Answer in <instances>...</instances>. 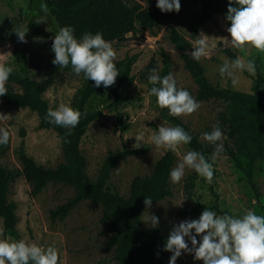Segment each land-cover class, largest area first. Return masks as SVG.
Returning <instances> with one entry per match:
<instances>
[{"label": "rangeland", "instance_id": "rangeland-1", "mask_svg": "<svg viewBox=\"0 0 264 264\" xmlns=\"http://www.w3.org/2000/svg\"><path fill=\"white\" fill-rule=\"evenodd\" d=\"M203 1L180 0L181 9L171 18L161 19L151 29H137L135 33H128L123 40L109 41L116 52L115 61L126 55L136 56L130 69L132 79L123 89L131 97V101L117 108H109L107 103L112 100L110 96L92 99L88 107L100 108L102 114L88 125L80 140V148L86 159V173L91 179H95L108 151L132 149L135 147V137L143 136L142 146L139 147L143 152L118 159L110 171L108 187L123 196L128 195L133 177L149 174L155 162L166 151L151 142L152 135L158 132L159 127H174L160 114L152 100L148 79L153 74L152 69L160 74L167 63L168 74L174 76L177 88L186 89L200 103L197 111L179 118L201 142L208 143L203 138V133H210L214 125L218 124L220 127L218 115L225 109V103L218 99L196 98L197 85L184 68L180 51L169 40L172 27L190 42V52L197 47L198 40L205 41L206 54L199 61L205 76L214 86L250 93L253 77L256 74L264 75V53L251 46L243 50L233 47L227 31L230 25L223 15H212L191 36L189 21L199 14ZM127 2L139 4L142 8L152 7V0ZM42 3L43 0H0V64L13 68L6 83L7 89L11 91H20L16 72L26 70L35 79L51 75L53 82L42 96L49 107L55 110L61 104L70 105L82 84V78L72 70L52 63L55 54L51 45L59 27L50 12L46 23H36L44 15L40 8ZM33 24L42 33L36 31ZM25 26L28 28L27 43L19 42L14 31ZM225 49L234 54V60ZM237 59L245 62L254 60L256 74L251 75L247 70L240 69H234L232 76L220 74L224 63L231 64ZM150 61L152 66L146 70ZM261 89L264 93V83ZM38 123L35 111L28 107H13L0 96V135L4 131L9 135L0 158L4 167L21 168L17 156L20 149L45 168H54L63 161L56 132L39 127ZM223 134V140L217 142L222 145L226 138L224 132ZM2 145L0 144V148ZM215 148L216 145L214 151ZM189 151L193 150L187 144H181L176 151H172L175 160L171 170L183 162ZM213 152L209 154L208 161L213 163V182L207 183L187 166L179 183H172L169 175L171 194L143 210L140 222L144 230L154 229L143 221L148 214L159 218V224L155 228L166 235L179 222L198 219L204 209L212 210L217 215L229 214L236 218H242L249 210L257 215L264 214V161L254 163V189L245 179L244 173L234 167L224 152L213 162ZM73 195V187L62 182H48L41 192L31 195L29 182L22 174L16 176L9 185L7 198L16 205L18 240L44 248L54 246L59 252V264H113V250L107 246L109 235L100 221L99 205L83 199L62 219H51L50 210ZM0 231V239L10 240L3 232L1 218ZM199 239L200 236H197L198 241ZM175 264H203V261L194 259L193 254L182 253Z\"/></svg>", "mask_w": 264, "mask_h": 264}, {"label": "trees", "instance_id": "trees-1", "mask_svg": "<svg viewBox=\"0 0 264 264\" xmlns=\"http://www.w3.org/2000/svg\"><path fill=\"white\" fill-rule=\"evenodd\" d=\"M49 12L56 20L59 29L71 26L77 40L83 34L97 32L106 41L123 40L128 33H135L137 29H151L161 19H169L172 12H161L156 7V0H152V7L142 8L139 4H129L127 0H43ZM229 0H204L199 14L189 21L191 36L199 27L214 14H221L226 19ZM233 6L235 0H233ZM230 25V22L226 20ZM33 28L42 33L36 24ZM169 40L180 51L184 68L197 85L196 98L198 100L218 99L225 103V109L218 115L221 130L226 138L223 152L229 157L234 167L241 170L247 182L255 189L253 169L256 161H264V93L261 89L264 75L253 77L252 92L246 93L231 89H221L214 86L205 76L204 68L199 59H194L190 52V42L174 27L169 31ZM231 58L235 56L225 49ZM136 59L135 55H126L114 61L120 71L114 85L105 88L96 87L94 82L81 75L82 84L77 89L70 107L82 113L78 126L66 129L49 123L45 119L47 111L51 109L43 98V92L53 82L48 75L40 79L32 78L26 70L16 72L20 91L8 90L2 96L13 107H28L38 115L39 127L49 128L59 137L63 161L54 168H45L37 164L23 149L17 152L21 165L20 169H8L0 161V218L3 232L10 240H18L16 229V205L7 198L9 185L18 175L30 184V194L36 195L48 182H62L71 185L74 195L66 202L50 210L51 219L65 217L81 200L88 199L101 207L100 221L108 233L107 246L113 250V264H168L171 252L164 250L168 235L159 229L144 230L140 217L145 209V196L152 199V203L169 196V175L175 160L172 150H166L155 162L147 175L133 177L127 196L119 194L108 187V179L113 165L118 159L134 153H141L143 149L132 148L123 151H108L98 175L91 179L86 173V159L80 148V140L88 125L95 121L102 110L88 107L92 99L110 96L107 103L109 108H117L129 103L131 97L123 92L132 79L130 69ZM152 66L150 63L146 70ZM72 70L71 65L65 67ZM161 77L168 75V65L163 67ZM153 85L149 83V90ZM158 86V85H157ZM152 100L160 114L174 127L180 126L191 135L192 140L187 144L193 151L202 153L209 161V154L214 151V144L201 142L197 135L190 131L179 117L169 115L167 108H160L157 98ZM71 131V135H66ZM8 143V142H7ZM7 144L0 148V158ZM264 216V214H262Z\"/></svg>", "mask_w": 264, "mask_h": 264}, {"label": "clouds", "instance_id": "clouds-1", "mask_svg": "<svg viewBox=\"0 0 264 264\" xmlns=\"http://www.w3.org/2000/svg\"><path fill=\"white\" fill-rule=\"evenodd\" d=\"M235 5L233 6V0H229L226 14V20L230 22L227 31L232 46L240 50L251 46L264 53V0H235ZM156 7L161 12H179L181 4L180 0H156ZM40 8L44 15L36 23H46L49 8L44 3ZM14 31L19 42L27 43V26ZM51 50L55 54L52 60L54 65L61 68L71 65L76 75L83 74L85 79H91L96 87H110L120 75L114 62L116 52L112 44L99 32H86L77 40L71 26L61 27L54 35ZM205 54V41L198 40L191 55L198 60ZM234 69L247 70L251 75L256 74L254 60L245 62L240 59L231 64L224 63L220 74L232 76ZM151 71L153 74L148 77L153 85L150 94L157 98L160 108L168 109L170 116L191 115L200 108V103L186 89L177 88L171 73L161 77L155 69ZM12 72V67L0 64V96L8 94L6 83ZM81 117L79 110L61 104L55 110L49 109L45 119L57 126L72 129L78 126ZM66 135H71V131ZM202 135L208 143L216 145L212 155L214 162L223 152L222 143L217 142L223 140L224 134L217 124L210 133L205 132ZM8 139L9 135L4 131L0 135V144H7ZM135 139L134 148L141 147L143 136H137ZM191 140V135L180 126L159 127L158 132L151 137V142L156 147L172 151H176L181 144H189ZM186 166L195 170L207 183L213 182V163L208 162L202 153L189 151L183 162L171 170L172 183L182 180ZM143 203L146 209L150 208L152 199L145 196ZM143 221L152 228L159 224V218L152 214H148ZM197 236H200L199 241ZM164 250L172 253L168 264H175L182 253L193 254L194 259L202 260L203 264H264V216L249 210L242 218H236L229 214L217 215L212 210L204 209L198 219L184 220L172 227ZM0 264H59V252L54 246L44 248L24 240L0 239Z\"/></svg>", "mask_w": 264, "mask_h": 264}]
</instances>
